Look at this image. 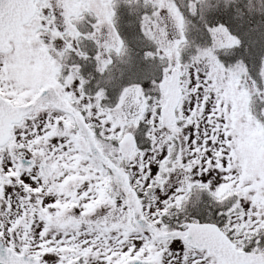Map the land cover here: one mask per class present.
<instances>
[{
    "label": "snow or ice",
    "instance_id": "obj_1",
    "mask_svg": "<svg viewBox=\"0 0 264 264\" xmlns=\"http://www.w3.org/2000/svg\"><path fill=\"white\" fill-rule=\"evenodd\" d=\"M0 264H264V0H0Z\"/></svg>",
    "mask_w": 264,
    "mask_h": 264
}]
</instances>
